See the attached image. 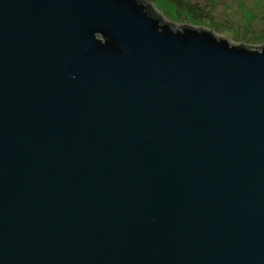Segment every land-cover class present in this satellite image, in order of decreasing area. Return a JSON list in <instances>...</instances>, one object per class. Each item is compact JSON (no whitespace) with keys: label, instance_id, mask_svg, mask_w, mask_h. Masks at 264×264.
Segmentation results:
<instances>
[{"label":"water","instance_id":"water-1","mask_svg":"<svg viewBox=\"0 0 264 264\" xmlns=\"http://www.w3.org/2000/svg\"><path fill=\"white\" fill-rule=\"evenodd\" d=\"M0 264H264V46L0 0Z\"/></svg>","mask_w":264,"mask_h":264},{"label":"rangeland","instance_id":"rangeland-1","mask_svg":"<svg viewBox=\"0 0 264 264\" xmlns=\"http://www.w3.org/2000/svg\"><path fill=\"white\" fill-rule=\"evenodd\" d=\"M172 27L211 31L231 44L264 46V0H145Z\"/></svg>","mask_w":264,"mask_h":264},{"label":"trees","instance_id":"trees-1","mask_svg":"<svg viewBox=\"0 0 264 264\" xmlns=\"http://www.w3.org/2000/svg\"><path fill=\"white\" fill-rule=\"evenodd\" d=\"M140 1L143 2V0H140ZM146 6H147L148 14H149L150 16H153L154 18L160 19V17L156 14L155 10H153L152 7H150V6H148V5H146Z\"/></svg>","mask_w":264,"mask_h":264}]
</instances>
